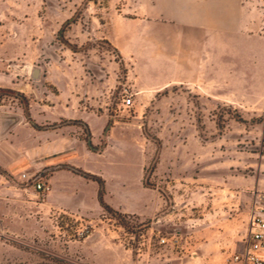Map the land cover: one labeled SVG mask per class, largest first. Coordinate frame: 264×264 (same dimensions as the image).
Segmentation results:
<instances>
[{"label":"rangeland","instance_id":"rangeland-1","mask_svg":"<svg viewBox=\"0 0 264 264\" xmlns=\"http://www.w3.org/2000/svg\"><path fill=\"white\" fill-rule=\"evenodd\" d=\"M130 10L0 0V115L21 116L0 137V163L72 147L85 173H37L42 193L0 164V264H216L240 249L264 191V0L242 13L260 56L219 48L196 83L165 85L170 64L119 53L105 36Z\"/></svg>","mask_w":264,"mask_h":264},{"label":"crops","instance_id":"crops-1","mask_svg":"<svg viewBox=\"0 0 264 264\" xmlns=\"http://www.w3.org/2000/svg\"><path fill=\"white\" fill-rule=\"evenodd\" d=\"M243 8L244 0H131L130 14L117 17L112 34L105 37L123 57L137 62L170 64L172 72L165 85L196 83V78L203 80L206 65L217 60L219 48L223 51H228L227 47L237 48L241 62H248L255 53L260 56L262 37L244 31ZM5 153L9 157L15 155L10 148L5 149ZM79 158L70 147L54 149L37 163L17 160L0 164L11 174L18 171L13 175L19 177L35 167L26 172L32 177L31 182L33 176L40 174L39 170L48 167H54L51 170L55 175L58 171H66L68 176L67 170L58 168L76 165ZM250 208L251 204L246 215L244 238ZM242 249L241 241L240 249L233 251Z\"/></svg>","mask_w":264,"mask_h":264},{"label":"built area","instance_id":"built-area-1","mask_svg":"<svg viewBox=\"0 0 264 264\" xmlns=\"http://www.w3.org/2000/svg\"><path fill=\"white\" fill-rule=\"evenodd\" d=\"M124 106L133 104L132 95L126 94L122 98ZM21 177L27 182L30 176L23 172ZM37 192H46L49 186L40 179L31 182ZM248 230L242 240L241 251L229 252L220 262L216 264H264V191H255L252 197L251 208L247 219ZM167 238L161 237L159 244H165Z\"/></svg>","mask_w":264,"mask_h":264},{"label":"water","instance_id":"water-1","mask_svg":"<svg viewBox=\"0 0 264 264\" xmlns=\"http://www.w3.org/2000/svg\"><path fill=\"white\" fill-rule=\"evenodd\" d=\"M34 71L37 73L36 70H34ZM13 94L23 98V95L21 93L13 92ZM25 114H26V116H29V113H28V110L26 108V105H25ZM20 121H21V116L18 115V114H1L0 115V137H3L4 135H6ZM53 168L54 167L45 168L44 170H42V172H40V174L45 172V171L51 170ZM0 172L5 174L6 176L10 177L8 172L6 170H4L1 166H0ZM37 178L38 177L33 178L31 180V182L34 181Z\"/></svg>","mask_w":264,"mask_h":264},{"label":"trees","instance_id":"trees-1","mask_svg":"<svg viewBox=\"0 0 264 264\" xmlns=\"http://www.w3.org/2000/svg\"><path fill=\"white\" fill-rule=\"evenodd\" d=\"M60 167H65V168H69V169H73V170H75V171H77V172H79V173H82V174H85L84 172H82V171H80V170H77L76 168H74V167H72V166H70V165H61ZM37 175H35L34 176V178L36 177ZM107 209H109L110 210V208L108 207V206H105ZM119 221H120V224L122 225V226H126V224L124 223V221L119 217Z\"/></svg>","mask_w":264,"mask_h":264},{"label":"bare ground","instance_id":"bare-ground-1","mask_svg":"<svg viewBox=\"0 0 264 264\" xmlns=\"http://www.w3.org/2000/svg\"><path fill=\"white\" fill-rule=\"evenodd\" d=\"M36 74H37V73L34 71V72H33V75L36 76Z\"/></svg>","mask_w":264,"mask_h":264}]
</instances>
